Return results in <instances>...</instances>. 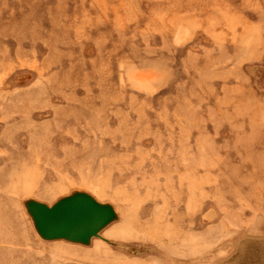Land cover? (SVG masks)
Returning <instances> with one entry per match:
<instances>
[{
	"label": "rangeland",
	"instance_id": "1",
	"mask_svg": "<svg viewBox=\"0 0 264 264\" xmlns=\"http://www.w3.org/2000/svg\"><path fill=\"white\" fill-rule=\"evenodd\" d=\"M0 264H264V0H0Z\"/></svg>",
	"mask_w": 264,
	"mask_h": 264
},
{
	"label": "water",
	"instance_id": "2",
	"mask_svg": "<svg viewBox=\"0 0 264 264\" xmlns=\"http://www.w3.org/2000/svg\"><path fill=\"white\" fill-rule=\"evenodd\" d=\"M28 209L42 237L81 242H88L116 216L112 206L84 192L64 197L51 206L29 201Z\"/></svg>",
	"mask_w": 264,
	"mask_h": 264
}]
</instances>
